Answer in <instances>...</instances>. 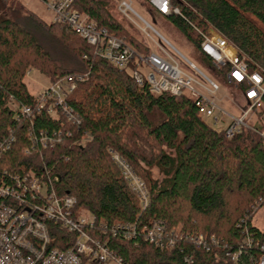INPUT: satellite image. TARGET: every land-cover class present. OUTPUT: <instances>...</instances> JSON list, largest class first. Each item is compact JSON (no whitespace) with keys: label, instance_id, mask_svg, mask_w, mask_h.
Here are the masks:
<instances>
[{"label":"trees","instance_id":"1","mask_svg":"<svg viewBox=\"0 0 264 264\" xmlns=\"http://www.w3.org/2000/svg\"><path fill=\"white\" fill-rule=\"evenodd\" d=\"M172 4L180 14L163 15L150 7L195 43L197 53V30L212 28L238 47L251 68L264 66V0ZM112 6L111 0L73 3L98 27L141 53L150 52V46L112 13ZM57 41L71 53L70 62L53 53ZM135 65L132 61L118 68L68 27L47 23L13 0H0V141L15 136L0 168L14 172L27 164L36 172L46 169L57 175L58 193L74 196L76 212L94 216L96 228L136 225L131 240L107 238L110 249L128 264H258L264 230L252 218L264 205L262 138L250 130L227 137L199 115L189 95L155 94L146 83L138 85L131 73ZM30 69L50 82L63 75L76 82L67 97L76 117L61 109L55 115L43 110L33 118L16 117L8 106L10 97L22 105L39 102V94H32L26 81ZM30 129L37 137L41 131L55 133L60 141L52 149H29L26 154L32 144ZM116 154L147 184L146 207L124 178ZM154 168L161 177H154ZM155 221L164 223L167 232L184 236L164 248L145 241L141 229ZM246 230L255 242L251 246L244 241ZM198 235L215 236L219 243L206 249L195 242ZM56 236L53 246L62 249L74 239L64 229ZM234 253H239L238 259H233Z\"/></svg>","mask_w":264,"mask_h":264},{"label":"built area","instance_id":"2","mask_svg":"<svg viewBox=\"0 0 264 264\" xmlns=\"http://www.w3.org/2000/svg\"><path fill=\"white\" fill-rule=\"evenodd\" d=\"M40 1L52 12L54 23L68 27L88 44L96 47L101 58L118 68H125L134 61L136 65L131 73L138 85L146 83L155 94H187L195 101L198 113L203 118H212L215 121L225 115L229 118L227 126L223 128L227 137L242 130H250L257 133L264 142V66L251 68L238 47L217 30H197L201 37L198 53L203 57L202 62L216 74L220 82L240 91L239 96L244 105H240L235 98L231 99L241 110L239 116L232 115L218 105L220 85L182 56L151 23L138 15L132 1L122 0L119 4L120 12L125 17H130L133 13L145 24L141 27L135 22L153 43L149 44L150 52L146 54L137 51L106 28L98 27L88 15L76 11L73 8L75 0ZM148 2L163 15L180 14L172 0ZM152 33H156L158 39ZM176 54L185 59L194 70V75L181 68ZM29 72L30 70L27 74ZM75 88L76 82L63 75L39 94L36 106L22 105L12 97L8 100V106L16 111L18 119L33 118L43 110L55 115L59 109L73 118L76 116L72 114L67 97ZM257 113L261 115V128L249 123ZM28 136L31 137L32 144L31 148L25 149L26 154L32 150L37 152L39 148L52 149L60 141L55 133L50 135L44 131L37 137L30 129ZM14 140L15 136H10L0 141V159ZM114 158L141 205L146 207L149 203L147 184L123 158L117 154ZM57 182V175H51L46 169L36 172L27 164H22L20 170L14 172L0 168V264H108L110 261L115 264H128L110 249L107 238L112 236L131 240L137 234L136 225H116L108 229L106 225H98L96 228L94 216L76 212L77 199L74 196L58 193ZM58 229L74 234L68 248L53 246L57 240ZM140 233L145 241L160 248L171 247L176 244L177 239L184 236L178 232H167L161 221L143 227ZM245 234V243L248 246L253 245L255 242L247 230ZM102 235L106 239H101ZM195 242L209 249V246H216L219 240L215 236L207 238L198 235ZM262 251L258 264H264V246ZM232 256L233 259H238L240 255L234 253Z\"/></svg>","mask_w":264,"mask_h":264},{"label":"rangeland","instance_id":"3","mask_svg":"<svg viewBox=\"0 0 264 264\" xmlns=\"http://www.w3.org/2000/svg\"><path fill=\"white\" fill-rule=\"evenodd\" d=\"M13 1L16 2V4L19 3L20 5H23L26 9L35 13L45 22L47 23L53 22L52 12L47 9V7L42 1L40 0H13ZM121 1L122 0H111L113 4L111 8L112 13L127 26L129 31L137 39L143 40L148 45L149 44L152 45L153 43L151 42L149 37L136 24L139 23L141 27L145 26V24L141 21L140 17L136 16L133 13L130 14V17H125L120 12L119 4ZM130 1H132V6L138 12V15H140L145 21L151 23L152 26L161 35H163L174 47H176V49L181 53L182 56L186 57L188 60L193 62L203 73H205L211 79L215 80L220 85V91L217 94L218 105L222 109L231 113L232 115L239 116L241 110L238 107V105L234 103L231 99L234 100L235 98L237 99L240 105H244V102L239 96L240 91L237 89L235 90L232 87H228V85L220 82V80L216 77V74L202 62V59L199 57L197 53L195 43L188 40L174 26V24H172L167 18L163 17L162 15L157 14L150 7V5L144 3L143 0H130ZM140 2L144 6H142ZM127 22L130 25H128ZM260 26L264 29V26L262 24ZM152 35L153 37L158 39L156 33H152ZM66 48H67L66 45L58 44L57 50H55L54 48L52 49H54L53 53L57 55L59 58L66 59L67 62H70L69 59L71 58V53L68 50H65ZM152 50H154L153 46H152ZM182 56L176 54V57L180 63L181 68H183L188 74L194 75L195 74L194 70L189 66V64L185 61V59ZM26 81L28 84L29 91L35 95L40 94L51 83L50 79L47 76H45L44 74L40 73L38 70L35 69H30V72L26 75ZM222 115L223 114H221V116ZM259 117H261V115L258 113L256 115H253L252 120H249V123L252 125L260 126L261 124ZM222 119L219 118L218 121H215L212 118H205V120L210 126L218 130L226 127L227 123L229 122V118L226 117V115ZM153 175L154 177H161L157 168L153 169ZM252 223L255 226L259 227L260 229L264 230V205L256 211L255 215L252 218ZM87 264H91V263H87ZM108 264H115V263L113 261H110Z\"/></svg>","mask_w":264,"mask_h":264}]
</instances>
